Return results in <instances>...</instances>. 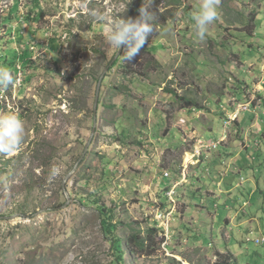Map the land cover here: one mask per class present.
Instances as JSON below:
<instances>
[{
	"label": "rangeland",
	"instance_id": "1",
	"mask_svg": "<svg viewBox=\"0 0 264 264\" xmlns=\"http://www.w3.org/2000/svg\"><path fill=\"white\" fill-rule=\"evenodd\" d=\"M198 4L163 3L149 52L124 61L107 28L135 14V0H0V66L16 80L0 89V115H17L25 128L20 148L0 154V264H116L98 207L113 212L114 237L144 235L164 206L162 171L179 177L176 166L199 137L219 141L208 155L222 158L216 170L236 174L211 183L210 167L198 169L178 188L168 239L148 255L122 243V264H182L170 255L177 247L183 262L209 264L206 248L230 237L240 264H264V0H219L204 41L191 19ZM245 101L258 115L241 112L225 128L232 106ZM236 210L246 225L225 223Z\"/></svg>",
	"mask_w": 264,
	"mask_h": 264
},
{
	"label": "clouds",
	"instance_id": "2",
	"mask_svg": "<svg viewBox=\"0 0 264 264\" xmlns=\"http://www.w3.org/2000/svg\"><path fill=\"white\" fill-rule=\"evenodd\" d=\"M218 3L219 0H199L198 7L191 15L195 35L200 41L206 39L209 26L218 19ZM149 8L150 0H143L136 18H114L107 28L106 39L109 45H114L123 53L124 61L135 60L154 32V15ZM95 15L98 20H104L103 15ZM15 83L12 71L0 66V89H8ZM24 131V122L17 115H0V154L7 156L16 152L20 148ZM59 171L58 167L53 166L50 177L55 178Z\"/></svg>",
	"mask_w": 264,
	"mask_h": 264
},
{
	"label": "crops",
	"instance_id": "3",
	"mask_svg": "<svg viewBox=\"0 0 264 264\" xmlns=\"http://www.w3.org/2000/svg\"><path fill=\"white\" fill-rule=\"evenodd\" d=\"M230 108V107H229ZM232 109H233V106H232ZM231 109V110H232ZM184 110L185 111H187V109H185L184 108ZM258 115V114H257ZM238 118H239V116H238ZM238 118H237V122H238V124H239V120H238ZM223 133H221V135H222ZM245 136H248L249 138L248 139H250V138H254L255 137V135H254V137H253V135L252 136H249V135H246L245 134ZM244 138H246V137H244ZM181 142H182V136H181ZM248 143H249V140H248ZM189 149V148H188ZM213 151H211V153H212ZM210 153V152H209ZM208 156H210L209 157V159H208ZM221 157L220 156H218V157H216V159H213V158H211V155L209 154H207L206 155V158H202L200 161H199V163H197L196 165H197V167H195V165H189L186 169H182L181 168V165H180V163L176 166V167H178V168H180V171L178 172V174H179V177H177V176H172V174L169 172L168 173V176H164V171H166V172H168L167 170H163L162 171V175H161V177L159 178V180H158V182H157V187L158 188H165L167 185H170L171 183H173V182H179V185L177 186V189H176V191H177V193H176V197H177V195H178V193H180L179 191H178V188H180L181 187V185L184 183V182H188V180H190L191 181V179L193 180V178H195V177H197V174H196V171L198 170V169H202L203 167H206V166H208V167H210V174L209 175H207L208 176V180H209V182H211L212 181V179H213V177L214 176H216L217 174L218 175H220L221 176V181L223 180V177H225V176H227V175H235L236 174V172H234L231 168H228V165H227V169L225 170V171H218V170H216V168H217V166L219 165V161H221ZM222 164H224V160H222V162H221ZM212 165H214V166H212ZM217 165V166H216ZM217 172H219V173H217ZM221 173V174H220ZM227 173V174H226ZM188 178V179H187ZM221 181H220V184H221ZM185 183V184H186ZM212 183V182H211ZM218 183V182H217ZM185 184H183V186L185 185ZM210 184V183H209ZM218 187H220V185L218 186ZM209 189H207L206 191L208 192V194H207V197L209 196V197H212V198H214L216 195H215V192H214V190L212 189V188H210V186L208 187ZM219 190H220V192H221V188H219ZM228 191V190H227ZM179 196H180V194H179ZM163 197H164V195H163ZM180 200V199H179ZM162 204H164V205H166V201H165V198H164V200L162 199ZM248 205V204H247ZM246 205V206H247ZM241 209V208H240ZM184 211H185V209L183 210V213H184ZM239 212H241V215H240V213ZM177 213V210L174 212V215H179V214H176ZM178 218V217H177ZM176 217L174 218V220L175 219H177ZM183 218V217H182ZM173 220V221H174ZM182 220V219H181ZM238 220V221H237ZM172 221V222H173ZM184 221V220H183ZM249 221V218H248V216H247V214H246V212L243 210V211H239V210H236L235 211V213L233 214V216L232 217H230V218H225V223L227 224V225H231L232 227H235L234 226V224H233V222H238V226H244V225H246V223ZM252 221V220H251ZM251 221L247 224V226H246V228L243 230V232H244V234H246V235H250V234H252L253 233V229H254V227H252L251 226ZM231 233H232V231H231ZM233 234V233H232ZM226 235V234H225ZM180 236H182V234H180L179 235V237ZM227 236V235H226ZM230 239H231V237L230 238H225V240H226V242L227 243H224L223 244V246L222 247H220V248H217V247H215L214 245H213V248L212 249H209V247H207L206 248V256L209 258V264H215L216 263V261H215V257H216V255L219 253H222V254H224L226 251H228V253H230L231 254V259H229V260H225V262H223V263H219V264H240L239 262V257H240V255H241V253L239 252V250H236V249H238V247L237 248H232L231 247V245H230V243H229V241H230ZM181 240V245L183 244L182 243V241H186V239L185 238H181L180 239ZM212 245V244H211ZM210 245V246H211ZM207 246H209V243L207 244ZM163 248V247H162ZM211 248V247H210ZM164 250H167V247H165V248H163ZM180 253H182V251H181V249L180 248H178L177 247V249H174V250H172V249H170V255H172L174 258H176V261L178 262H181L182 264H187L188 262L186 261V262H183V260L181 259V254ZM215 262V263H214ZM245 264H250V263H248V262H246Z\"/></svg>",
	"mask_w": 264,
	"mask_h": 264
},
{
	"label": "built area",
	"instance_id": "4",
	"mask_svg": "<svg viewBox=\"0 0 264 264\" xmlns=\"http://www.w3.org/2000/svg\"><path fill=\"white\" fill-rule=\"evenodd\" d=\"M260 70L264 71V60L260 64ZM235 104V103H234ZM231 113H227L224 119V127L229 128L232 122L238 118L241 112L247 111L257 115V109L254 106L252 108L250 101L245 102H237L232 109ZM225 138V130L220 138V142ZM219 141L217 140H207L205 138L199 137L195 138L191 148L184 152V156L181 162V168L186 169L189 165H195L199 163V161L206 155L216 150L218 147ZM164 176H168V172L164 171ZM221 174V173H220ZM243 178H240V182H242ZM179 185V182H173L170 185H167L165 188L164 196L166 198V205L158 206L156 208L154 214L155 226L162 229L160 236H164V240L168 239V227L172 222V217L174 215L175 209V196H176V189ZM220 185V182L217 183ZM162 242V247L165 248L163 245L165 241ZM257 241V240H256Z\"/></svg>",
	"mask_w": 264,
	"mask_h": 264
},
{
	"label": "trees",
	"instance_id": "5",
	"mask_svg": "<svg viewBox=\"0 0 264 264\" xmlns=\"http://www.w3.org/2000/svg\"><path fill=\"white\" fill-rule=\"evenodd\" d=\"M135 1H136V7H138L142 0H135ZM166 1H168V3L170 4L171 2H177L178 0H150V7L152 8L151 12L153 13L154 18L163 17V14L159 11L160 10L159 7ZM141 52L142 53L149 52V49H147L146 45L141 50ZM152 54L154 53L152 52ZM152 54L150 56H152ZM150 58L152 59L153 57ZM116 61H114L112 65H114ZM111 67L112 66H110L109 68ZM97 210L100 217V227H101L102 237L104 240L109 242V246H110L109 253L115 254V258H113L114 260L113 262H116V264H122V253H123L122 243L126 244L127 248L130 246L133 247L134 250H137L139 253L148 255L154 252L162 241V237L158 235L159 231L155 227V224L153 226L146 228V230H144L143 232L144 235L142 236L130 235L121 241V239L114 237L112 234L114 230V223L112 222L113 212L109 209H105L104 206H99ZM223 255H225V253L217 254V256L219 257ZM222 262H225V260ZM222 262L216 261V264Z\"/></svg>",
	"mask_w": 264,
	"mask_h": 264
},
{
	"label": "water",
	"instance_id": "6",
	"mask_svg": "<svg viewBox=\"0 0 264 264\" xmlns=\"http://www.w3.org/2000/svg\"><path fill=\"white\" fill-rule=\"evenodd\" d=\"M142 3H143V0L141 1L139 7L141 6ZM138 9H139V8H138ZM137 12H138V10H137ZM137 12H136V13H137ZM136 13L133 14L131 17H132V18L135 17V16H136ZM115 57H116V56H115ZM115 57H114V58H115ZM114 58H113L112 61L109 63V65L113 62ZM109 65H108V66H109ZM108 66L104 69V72L107 70ZM104 72L100 75V77H99V79H98V81H97V85H96L95 97H94V104H93V115H94V117L96 116V110H97V104H98L97 101H98L99 89H100V85H101V81H102V78H103ZM93 130H94V128H93ZM89 142H90V139H89L88 142H87V146H86L84 152L88 149ZM82 156H83V155H82ZM82 156L80 157V159L82 158ZM80 159H79V160H80ZM79 160L76 162V165L78 164Z\"/></svg>",
	"mask_w": 264,
	"mask_h": 264
}]
</instances>
